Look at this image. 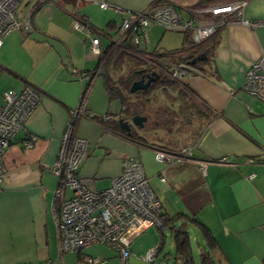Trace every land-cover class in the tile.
I'll return each mask as SVG.
<instances>
[{
    "label": "crops",
    "instance_id": "obj_1",
    "mask_svg": "<svg viewBox=\"0 0 264 264\" xmlns=\"http://www.w3.org/2000/svg\"><path fill=\"white\" fill-rule=\"evenodd\" d=\"M102 1L113 7L101 8L98 2ZM157 1L92 0L77 4V0H23L19 4L20 19L31 26L9 34L0 47V93L20 91L29 84L41 99L5 156L7 174L0 192V264H90L86 256L100 257L106 264H122L117 251L105 244L79 252L60 250L55 218L60 177L54 166L71 118L75 119V134L90 141L79 174L92 180L95 189L110 187L122 171L123 159L137 157L162 202V212L195 218L188 228L199 231L206 249L199 255V263L191 244L193 264H264V102L243 89L252 62L264 55V25L251 29L228 23L201 43L209 51L207 56H200L207 60H198L199 71L184 78L209 112L202 115L199 134L197 121L185 127L180 116L172 126L158 123L141 132L148 142L138 143L91 116L122 119L104 78L97 75L90 82L82 75L95 71L99 56L90 52L85 31L74 28L77 16L87 18L98 29L113 27L110 31L116 36L125 16L154 4L169 2L187 18L193 6L233 0ZM243 14L246 19L264 22V0H249ZM147 32L141 46L150 51H175L185 44L183 31L152 24ZM101 40L106 47L109 38L103 36ZM82 102L85 111L72 117V111ZM192 134L198 137L195 144L186 146L193 154L190 160L173 164L156 160L157 150L169 151L167 146H176L175 141L181 143ZM29 140L33 145L27 148L25 142ZM251 174L255 176L251 178ZM67 195H71L69 189ZM152 227L132 241L127 264H152L144 255L165 242L166 229L174 234L170 228L161 232L160 227ZM189 237L191 243L190 233ZM170 255L163 245L157 263L167 264Z\"/></svg>",
    "mask_w": 264,
    "mask_h": 264
},
{
    "label": "built area",
    "instance_id": "obj_2",
    "mask_svg": "<svg viewBox=\"0 0 264 264\" xmlns=\"http://www.w3.org/2000/svg\"><path fill=\"white\" fill-rule=\"evenodd\" d=\"M23 0H0V47L5 38L22 27H30L29 21H22L18 6ZM56 1V0H50ZM81 1L92 0H77ZM249 0H233L215 5H197L189 9L184 18L176 7L163 2L146 9L128 14L123 18L119 29L117 43L128 33L139 30L142 35L134 37L136 44L141 36L148 38L147 29L159 25L168 30L191 33L194 44H201L216 34L218 28L228 23H239L251 29L264 25L261 20H249L244 17V9ZM100 7H113L106 1L98 2ZM121 11V8L115 7ZM74 28L85 31L90 52L96 56L102 53L101 39L91 22L77 16ZM188 65L173 69V76L182 78L188 75ZM79 74L78 69H73ZM90 82L98 75L82 73ZM243 89L250 95L264 102V55L254 60L246 76ZM86 94V93H85ZM41 96L32 85H25L20 91L5 90L0 93V192L6 179L7 167L5 156L19 130L24 129L33 112L40 103ZM84 103L72 111L77 117L85 111ZM74 118L67 124L62 137L61 151L54 170L60 177L56 191V225L61 252L81 251L94 244H105L113 247L122 264H127L132 256L131 243L141 233L152 226L162 227V202L150 184L143 162L137 157H126L122 162V171L110 187L97 190L93 181L80 176V169L87 159L90 141L75 134ZM32 141L25 142V147H32ZM190 148L178 151L157 150V161L173 164L192 158ZM206 172L204 165L201 166ZM251 174L250 177H254ZM165 181V178H161ZM71 195H67V190ZM158 249L149 250L144 259L152 264L157 263ZM90 264H106L100 257L86 256Z\"/></svg>",
    "mask_w": 264,
    "mask_h": 264
},
{
    "label": "trees",
    "instance_id": "obj_3",
    "mask_svg": "<svg viewBox=\"0 0 264 264\" xmlns=\"http://www.w3.org/2000/svg\"><path fill=\"white\" fill-rule=\"evenodd\" d=\"M159 2L162 1L159 0L156 3ZM77 4L79 3L77 2ZM109 27L110 30H113V27ZM95 29L100 39L105 36L109 40L106 47L101 42L102 53L99 55L98 66L91 73L97 72L98 75L104 78L111 101L119 104L120 118L131 120L135 115H141L147 117V121L142 128H139V130L133 128L131 133L128 134L127 131L121 128L119 121L116 119H106L104 116L97 114L91 115L93 119L102 123L108 122L111 129L128 135L133 141L146 143L148 139L144 134L141 135V132L148 131L150 128L157 126L158 123L172 126L171 124L182 116V125L190 127L195 121L201 122L204 113L209 114L203 105L197 101L195 93L188 83L184 81V78L197 73L201 68L197 67L199 61L194 64H192V61L201 54L207 56L209 51L204 49L205 46H201V44H194L191 33L184 32L186 37L182 48L175 51L160 52L143 48L141 46L143 36L139 37V44L134 42L135 36L142 35L139 30L126 34L117 43L119 30L117 35L113 36L114 34L110 30L96 27ZM206 60L207 57L202 62L204 63ZM181 65L189 66L187 68L188 75L177 78L173 76V69ZM153 72L157 73L156 80L151 83L147 90L131 92V86L135 81L141 78L146 80ZM161 103L162 106L158 107V104ZM212 115L209 116L212 117ZM198 125L197 134H199L200 123ZM197 137V135L192 134L181 142L182 144L180 141H175L176 146H167L166 149L176 152L182 147L195 144ZM160 215L163 221V226L159 228L161 232L165 228H170L174 232L176 244L175 264H193L188 225L189 221L196 222L195 218L185 214L169 215L163 212ZM202 228L208 236L209 243L212 244L207 229L203 226ZM163 245V241L158 245L159 252L162 250ZM203 257H207V254H204Z\"/></svg>",
    "mask_w": 264,
    "mask_h": 264
},
{
    "label": "rangeland",
    "instance_id": "obj_4",
    "mask_svg": "<svg viewBox=\"0 0 264 264\" xmlns=\"http://www.w3.org/2000/svg\"><path fill=\"white\" fill-rule=\"evenodd\" d=\"M151 229L154 230L155 233L158 232V228H156V227H152ZM193 229L191 227L189 229V233L191 235V244H192V247H193L194 256H195L197 262L200 263L199 255H200V253L204 252L202 250H203V248L206 249V246H204V242L202 241V237H201L199 231H197V230L194 231ZM165 232H166V239H165V242H164L165 252L168 253V254L169 253L171 254L170 258L167 261V264H174V255H175V252H176V244H175L174 234L169 229H166ZM196 238L198 239V241L200 243H202L203 247H200V245L198 244Z\"/></svg>",
    "mask_w": 264,
    "mask_h": 264
},
{
    "label": "water",
    "instance_id": "obj_5",
    "mask_svg": "<svg viewBox=\"0 0 264 264\" xmlns=\"http://www.w3.org/2000/svg\"><path fill=\"white\" fill-rule=\"evenodd\" d=\"M205 59V56H199L196 59L192 61V64L196 63L198 60H203ZM157 73L153 72L151 75L145 78H141L140 80L135 81L132 86H131V92H137L138 90H147L151 83L156 80ZM146 117L141 116V115H135L132 118V121H125L124 119H119V123L123 129H125L128 133H131L132 126H139L142 127L144 122L146 121Z\"/></svg>",
    "mask_w": 264,
    "mask_h": 264
},
{
    "label": "flooded vegetation",
    "instance_id": "obj_6",
    "mask_svg": "<svg viewBox=\"0 0 264 264\" xmlns=\"http://www.w3.org/2000/svg\"><path fill=\"white\" fill-rule=\"evenodd\" d=\"M145 117V116H144ZM147 118V117H146ZM147 120V119H146ZM125 121H129V122H131L132 121V119L131 120H125ZM146 122V121H145ZM145 122H144V124H145ZM144 124H143V126H144ZM142 126V127H143ZM142 127H139V126H132V129L134 128V129H137V130H139V128H142Z\"/></svg>",
    "mask_w": 264,
    "mask_h": 264
}]
</instances>
